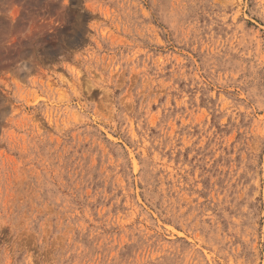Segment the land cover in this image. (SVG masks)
Instances as JSON below:
<instances>
[{"label": "rangeland", "instance_id": "374dc122", "mask_svg": "<svg viewBox=\"0 0 264 264\" xmlns=\"http://www.w3.org/2000/svg\"><path fill=\"white\" fill-rule=\"evenodd\" d=\"M0 264H264V0H0Z\"/></svg>", "mask_w": 264, "mask_h": 264}]
</instances>
